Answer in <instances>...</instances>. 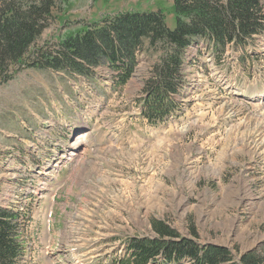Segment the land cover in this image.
Returning <instances> with one entry per match:
<instances>
[{"label": "rangeland", "instance_id": "obj_1", "mask_svg": "<svg viewBox=\"0 0 264 264\" xmlns=\"http://www.w3.org/2000/svg\"><path fill=\"white\" fill-rule=\"evenodd\" d=\"M56 2L39 46L120 12L161 11L176 28L172 0ZM185 53L182 112L159 126L139 108L161 57L147 47L119 90L104 70H23L0 86V205L24 214L21 264H115L154 221L264 256V35L221 62L206 42Z\"/></svg>", "mask_w": 264, "mask_h": 264}, {"label": "trees", "instance_id": "obj_2", "mask_svg": "<svg viewBox=\"0 0 264 264\" xmlns=\"http://www.w3.org/2000/svg\"><path fill=\"white\" fill-rule=\"evenodd\" d=\"M176 19L170 30L161 11L120 12L78 24L56 44L38 41L63 10L56 0H0V86L18 72L36 69L98 80V71L113 74L111 90L126 87L139 55L147 47L161 54L144 83L141 115L159 126L182 112L185 52L206 42L223 61L230 50L246 51L264 35V0H172ZM1 194V190H0ZM24 214L0 206V264H21L25 256ZM155 236L133 238L116 264H264L248 252L237 261L230 250L200 245L177 235L163 222H152Z\"/></svg>", "mask_w": 264, "mask_h": 264}, {"label": "bare ground", "instance_id": "obj_3", "mask_svg": "<svg viewBox=\"0 0 264 264\" xmlns=\"http://www.w3.org/2000/svg\"><path fill=\"white\" fill-rule=\"evenodd\" d=\"M80 138V137H79ZM83 138V137H82Z\"/></svg>", "mask_w": 264, "mask_h": 264}]
</instances>
